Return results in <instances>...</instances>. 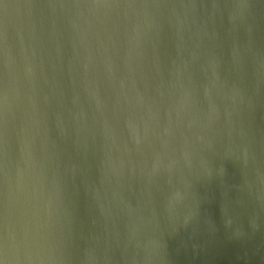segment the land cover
I'll return each instance as SVG.
<instances>
[{"label":"water","instance_id":"water-1","mask_svg":"<svg viewBox=\"0 0 264 264\" xmlns=\"http://www.w3.org/2000/svg\"><path fill=\"white\" fill-rule=\"evenodd\" d=\"M0 264H264V0H0Z\"/></svg>","mask_w":264,"mask_h":264}]
</instances>
